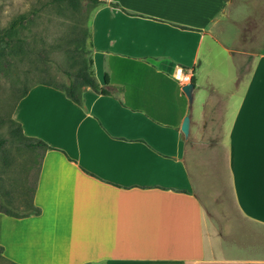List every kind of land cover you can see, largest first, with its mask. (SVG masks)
I'll return each mask as SVG.
<instances>
[{
  "label": "crops",
  "instance_id": "0c3cea01",
  "mask_svg": "<svg viewBox=\"0 0 264 264\" xmlns=\"http://www.w3.org/2000/svg\"><path fill=\"white\" fill-rule=\"evenodd\" d=\"M101 1L92 60L109 93L86 87L78 105L37 85L14 110L24 134L53 149L40 160L39 215L0 213L4 252L24 264H264V40L239 49L233 0ZM181 68L193 70L194 97L238 95L221 113L230 201L195 189L189 139L211 132L213 98L193 138Z\"/></svg>",
  "mask_w": 264,
  "mask_h": 264
},
{
  "label": "rangeland",
  "instance_id": "374dc122",
  "mask_svg": "<svg viewBox=\"0 0 264 264\" xmlns=\"http://www.w3.org/2000/svg\"><path fill=\"white\" fill-rule=\"evenodd\" d=\"M44 2V0H0V36L17 18L23 15L28 18L13 35L14 39L21 40V47L11 51L9 47L0 46V121L1 118L10 115L18 95L26 85L51 77L55 81L65 83L68 81L67 72L70 71V63L78 59L72 51L75 46L69 44L68 40L74 38L73 30L79 36L81 26H89V20L94 11L90 7H84L81 13H77L72 12L66 6L43 9ZM85 9H90V11ZM228 14L231 18L239 19L240 17L241 19L239 28L243 44L239 49L259 51V46L264 40V0H233L232 5L228 7ZM251 41H255L252 47L249 44ZM222 94H212L209 90L196 93L190 109L194 121L192 126V137L194 138L201 135L200 119L203 100L208 95L213 98L207 107L205 119V127L209 125L211 132L206 131L202 137L199 136L197 141L189 139L188 146L195 189L207 202L217 193H222L219 199L230 201L232 198L225 147L221 143L226 133L223 134L220 127L223 107L228 105L229 99L234 101L238 95L236 93L231 98L227 94L226 96ZM7 135V127L0 126V137H7ZM7 151L15 162L16 166L13 169L19 170L26 167L27 171L22 173V176L27 178L30 173L29 183L34 185L39 169L37 166H34L32 170L31 167L29 168L28 163L34 159H31V154L24 149L19 151L16 145H8ZM2 164L3 162L0 161V171ZM19 174L21 173L16 171L14 178ZM3 175L0 174V176ZM4 176L6 177V174ZM218 218L219 214L216 219ZM4 256L9 261L0 256V264H12L11 262L24 264L22 258L12 256L9 250L4 252Z\"/></svg>",
  "mask_w": 264,
  "mask_h": 264
},
{
  "label": "trees",
  "instance_id": "16d2710c",
  "mask_svg": "<svg viewBox=\"0 0 264 264\" xmlns=\"http://www.w3.org/2000/svg\"><path fill=\"white\" fill-rule=\"evenodd\" d=\"M42 8H55L60 6L68 7L72 12L81 13L84 7H90L92 11L97 8L106 5L107 3L101 0H44ZM228 1V0H224ZM118 7V4H112ZM90 9H85L90 11ZM92 18V17H91ZM27 16L23 15L16 20H14L11 26L5 31L3 35L0 36V46H6L13 51L15 48L21 47L19 39H14L13 35L19 27L24 25L27 20ZM75 29V28H74ZM74 38L68 40L69 44H72L74 49L73 53L78 56L77 60H73L70 63V71L67 72L68 81L65 83H60L55 81L53 77L47 80H42L39 82H34V84L26 85V87L21 90L18 95L16 102L13 106V110L7 117L1 118L0 126L7 127L8 135L7 137H0V151L1 158L0 161L3 162L2 170L0 174H6V177L0 176V213L14 218H26L32 215H39L40 209L34 203V196L36 192L37 179L35 184L31 185L29 183L30 173L27 178H23L22 173L27 171L26 167L20 168L19 170L13 169L15 165L14 159L11 155H8L7 147L8 145H16L19 151H28L31 154V159L29 168L31 170L34 166L39 169L40 160L43 153L49 149V147L44 141L28 137L24 134L23 128L19 122L13 118L14 110L16 109L18 103L23 99L29 91L37 85H46L53 87L65 93V95L78 105L83 103V91L86 87L91 88L93 91L99 94H108L109 92L105 90L99 84L92 60V34H91V19L89 20V26L80 28L79 36L72 31ZM106 84H109L106 78ZM194 82V78L193 81ZM3 119V120H2ZM38 156V157H36ZM22 169V170H21ZM30 170V171H31ZM16 171H19V176L14 178ZM7 172V173H5ZM39 174V172H38ZM21 205V206H20ZM0 256L8 260L4 256V248L0 245ZM9 261V260H8ZM11 262V261H10ZM12 264H16L11 262Z\"/></svg>",
  "mask_w": 264,
  "mask_h": 264
},
{
  "label": "water",
  "instance_id": "95a60500",
  "mask_svg": "<svg viewBox=\"0 0 264 264\" xmlns=\"http://www.w3.org/2000/svg\"><path fill=\"white\" fill-rule=\"evenodd\" d=\"M194 86H195L194 83H191V84H188L182 87V91L190 99V101L193 98ZM181 131L183 132L186 140H188L190 137V117L189 116L185 117L183 124L181 126Z\"/></svg>",
  "mask_w": 264,
  "mask_h": 264
},
{
  "label": "built area",
  "instance_id": "2783aa9c",
  "mask_svg": "<svg viewBox=\"0 0 264 264\" xmlns=\"http://www.w3.org/2000/svg\"><path fill=\"white\" fill-rule=\"evenodd\" d=\"M175 78L181 87L191 84L193 81V70H184L181 68L177 71Z\"/></svg>",
  "mask_w": 264,
  "mask_h": 264
}]
</instances>
